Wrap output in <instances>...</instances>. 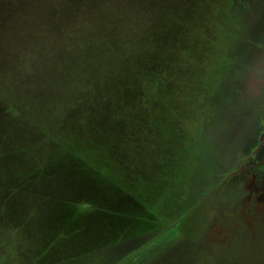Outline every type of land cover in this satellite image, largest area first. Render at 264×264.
Instances as JSON below:
<instances>
[{
    "label": "rangeland",
    "instance_id": "obj_1",
    "mask_svg": "<svg viewBox=\"0 0 264 264\" xmlns=\"http://www.w3.org/2000/svg\"><path fill=\"white\" fill-rule=\"evenodd\" d=\"M263 67L264 0H0V264L126 258L139 239L62 261L90 244L83 195L126 184L177 213L221 171L246 111L230 95ZM237 201L197 203L180 238L121 264H264V219Z\"/></svg>",
    "mask_w": 264,
    "mask_h": 264
},
{
    "label": "trees",
    "instance_id": "obj_2",
    "mask_svg": "<svg viewBox=\"0 0 264 264\" xmlns=\"http://www.w3.org/2000/svg\"><path fill=\"white\" fill-rule=\"evenodd\" d=\"M128 184V183H127ZM114 185V184H111ZM131 186V185H130ZM200 189L197 193H193V196L188 198L185 206L180 208L178 212L171 214V217L154 215L149 211L143 204L140 198H138L131 187L125 184V186H114L110 193L104 194H92L84 197L82 193L78 196L83 195V199H87L86 203L96 204L99 206V210L95 209L91 213L87 212L86 215L80 216L79 225L83 219L91 222V230L82 231L87 233L89 236L90 244L87 247H83L81 250H77L75 247L70 250L68 247L61 248L60 252L63 256L62 261H66L69 258V254L72 253L75 256H83L97 252L100 248L109 247L115 245L117 242H130V241H141L140 247L132 251L126 258L119 260V257L111 260L108 264H121L122 262L130 259L133 255L144 254L147 252L154 253L156 249H160L161 246L171 245L174 241L183 235V224L187 216L191 213L197 203H201L202 198L210 191V188ZM205 207H208L205 215L211 214L215 209L214 197L206 199L204 201ZM142 210V211H141ZM194 211V210H193ZM144 212V218H140V214ZM66 213V212H65ZM152 222H149V218ZM70 218V215L63 213L62 208L60 209L59 221L60 223L65 222ZM148 218V219H147ZM141 219V220H140ZM177 224L173 229L170 227ZM57 232V231H56ZM52 232L51 236L53 235ZM50 236V235H49ZM50 236V237H51ZM142 244V245H141ZM78 244L77 246H82Z\"/></svg>",
    "mask_w": 264,
    "mask_h": 264
},
{
    "label": "flooded vegetation",
    "instance_id": "obj_3",
    "mask_svg": "<svg viewBox=\"0 0 264 264\" xmlns=\"http://www.w3.org/2000/svg\"><path fill=\"white\" fill-rule=\"evenodd\" d=\"M260 75L262 81L257 78L250 79L247 84L244 83L230 95L234 97L235 110L246 108V111L239 115L238 124L243 123V126L238 137L226 150L221 171L207 177L210 182L208 188L211 189L201 200L214 197L216 203L222 195H231L237 204L239 203L237 200H241L242 208L251 214L252 218L260 217L259 221L264 219V161L240 173H235L231 169L238 158V153L246 155L249 151L253 135L264 122V67Z\"/></svg>",
    "mask_w": 264,
    "mask_h": 264
},
{
    "label": "water",
    "instance_id": "obj_4",
    "mask_svg": "<svg viewBox=\"0 0 264 264\" xmlns=\"http://www.w3.org/2000/svg\"><path fill=\"white\" fill-rule=\"evenodd\" d=\"M264 161V122L259 126L256 133L253 135L251 140V148L243 155L238 153V158L231 171L235 173H240L250 167L258 165L260 162ZM175 224L170 228L173 229Z\"/></svg>",
    "mask_w": 264,
    "mask_h": 264
}]
</instances>
